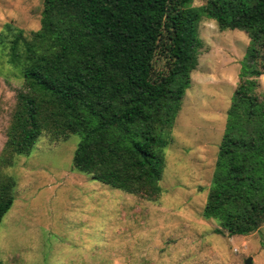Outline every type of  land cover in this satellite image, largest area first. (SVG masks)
I'll use <instances>...</instances> for the list:
<instances>
[{"label":"trees","instance_id":"1","mask_svg":"<svg viewBox=\"0 0 264 264\" xmlns=\"http://www.w3.org/2000/svg\"><path fill=\"white\" fill-rule=\"evenodd\" d=\"M192 1L42 0L39 27L27 37L3 25L0 54L18 86L0 150V223L14 199L5 169L41 135H77L73 170L156 202L164 150L202 47L197 27L207 20L246 35L248 64L225 112L201 218L227 237L264 226V102L254 94L258 77L264 86V64L254 65L264 50V0Z\"/></svg>","mask_w":264,"mask_h":264},{"label":"rangeland","instance_id":"2","mask_svg":"<svg viewBox=\"0 0 264 264\" xmlns=\"http://www.w3.org/2000/svg\"><path fill=\"white\" fill-rule=\"evenodd\" d=\"M204 4L193 0L191 6ZM42 0H0L8 23L27 37L39 27ZM197 66L164 150L161 194L148 202L91 180L71 167L77 135L51 142L41 135L4 174L13 202L0 223L1 264H264V226L248 236L215 234L201 218L230 98L248 64L246 35L197 27ZM0 54V150L18 80ZM264 64L259 50L254 65ZM262 77L254 94L264 102Z\"/></svg>","mask_w":264,"mask_h":264},{"label":"water","instance_id":"3","mask_svg":"<svg viewBox=\"0 0 264 264\" xmlns=\"http://www.w3.org/2000/svg\"><path fill=\"white\" fill-rule=\"evenodd\" d=\"M242 264H252V259H251V257H246V258L243 260Z\"/></svg>","mask_w":264,"mask_h":264}]
</instances>
